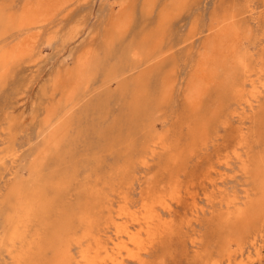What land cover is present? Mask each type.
<instances>
[{
  "label": "rangeland",
  "instance_id": "rangeland-1",
  "mask_svg": "<svg viewBox=\"0 0 264 264\" xmlns=\"http://www.w3.org/2000/svg\"><path fill=\"white\" fill-rule=\"evenodd\" d=\"M35 1L0 0V264H77L144 202L168 226L143 236L144 264H264V92L245 103L264 66V0H58L20 27ZM224 28L250 77L216 70L191 96ZM245 204L247 224L231 215Z\"/></svg>",
  "mask_w": 264,
  "mask_h": 264
},
{
  "label": "bare ground",
  "instance_id": "bare-ground-1",
  "mask_svg": "<svg viewBox=\"0 0 264 264\" xmlns=\"http://www.w3.org/2000/svg\"><path fill=\"white\" fill-rule=\"evenodd\" d=\"M58 0H37L36 2V5H35V8L34 10H25L23 8L24 11V14H21L23 15L21 21L19 22V26L20 27H24V26H29V25H32V24H35L38 22V18L40 15H43L44 12L48 11L50 8H55L58 6V2H56ZM149 1V0H148ZM175 2V0H173ZM31 1H29L28 3H30ZM62 2V1H61ZM180 2V0H179ZM33 3V2H32ZM150 3V2H149ZM173 3V2H172ZM181 3V2H180ZM175 5V4H173ZM177 5V4H176ZM175 5V6H176ZM24 6H27V4ZM23 6V7H24ZM174 7V6H173ZM31 8V6L29 7ZM51 9V10H52ZM39 11V12H38ZM23 12V11H22ZM8 14V13H7ZM47 14V13H46ZM232 14V13H231ZM45 15V14H44ZM51 15V14H50ZM11 16V14H10ZM47 16V15H46ZM49 16V15H48ZM122 16V15H121ZM45 17V16H44ZM43 17V18H44ZM125 17V16H124ZM118 18V17H117ZM228 18V17H227ZM226 18V19H227ZM20 19V18H19ZM47 19H50V18H47ZM124 19V18H123ZM230 19V18H229ZM228 20H224V22H227L228 23ZM44 21V20H43ZM43 21L41 20V22L43 23ZM18 22V21H17ZM45 22V21H44ZM115 22V21H114ZM3 23V22H2ZM125 23V21H124ZM232 23V22H231ZM236 23V22H235ZM17 24V23H16ZM238 24V23H237ZM125 25V24H124ZM33 26V25H32ZM123 26V23L120 22V21H116L114 24H113V27H115L117 30L118 28L121 29ZM126 26V25H125ZM228 24L224 25L223 27H227ZM238 26V25H237ZM236 26V27H237ZM34 27V26H33ZM15 28V27H14ZM114 28V29H115ZM17 29V28H16ZM239 29V27H238ZM22 31V30H21ZM238 31V30H237ZM109 33V32H108ZM22 34V33H21ZM24 34V33H23ZM29 34V33H27ZM102 34V33H101ZM32 35V34H30ZM111 35V34H110ZM148 35V34H147ZM146 35V36H147ZM150 35V33H149ZM234 35V31L233 29H229V28H224L222 30V34L220 36H218V44L216 46V48H213V51L212 52H208L207 54H205L202 58V61H201V64H200V67L199 69L201 70V75L196 78L193 82V85L190 89V95L191 96H197L200 91L202 90L203 88V85L204 83L206 82V79L208 76H210L211 74H214V72L217 70H220V69H226V74H232L234 73V71L236 70V67H239L238 69L241 71L243 77H241L243 80L242 82H245L247 79H249L250 77V69L248 68V65H247V62L244 58L243 55L241 54H238L236 51H234V45L232 44V42L234 40H232V36ZM20 36V35H18ZM108 36V34H107ZM23 37V36H22ZM25 37V36H24ZM24 37H23V41L24 40ZM29 37V36H28ZM31 37V36H30ZM35 37V36H34ZM109 37V36H108ZM105 38V37H104ZM235 39V38H234ZM21 40V41H22ZM111 40H114V38L111 37ZM237 40V38H236ZM239 40V39H238ZM34 41V40H33ZM20 42V41H19ZM113 42V41H112ZM144 42V41H143ZM148 43V42H147ZM27 44V43H26ZM30 44V43H29ZM111 44V42H110ZM110 44H107L108 46ZM140 44V43H139ZM144 44V43H143ZM17 45V44H16ZM18 45H21L20 43ZM22 45H24V43L22 42ZM137 45V44H136ZM28 46V45H26ZM34 46V45H32ZM135 46V45H134ZM13 47V46H12ZM11 47V48H12ZM15 47V46H14ZM20 47V46H19ZM102 47V46H101ZM111 47V46H110ZM139 47L141 48V46H135L134 47V51L136 50V48ZM88 48V47H87ZM129 48V47H128ZM32 49V48H31ZM84 48H82V51H83ZM110 49V48H108ZM112 49V48H111ZM132 49V47H131ZM25 50V49H24ZM28 50V48H27ZM81 50V49H80ZM79 50V51H80ZM87 50V49H86ZM138 50V49H137ZM232 50V51H231ZM17 51H20L19 48ZM89 51V50H88ZM91 51V49H90ZM89 51V53H90ZM11 52V51H10ZM21 52V51H20ZM23 52V51H22ZM31 52V51H30ZM133 52V51H132ZM151 52V51H149ZM234 54H233V53ZM13 53V52H12ZM29 53V52H28ZM88 53V55H89ZM92 53V52H91ZM140 53V52H138ZM11 54V53H10ZM17 54V53H16ZM16 54L14 56H16ZM24 54V52H23ZM30 54V53H29ZM106 54V52H105ZM136 54V52H135ZM230 55V59H228V55ZM93 55H95L93 53ZM13 56V57H14ZM88 57V56H87ZM6 58V57H4ZM89 58V57H88ZM87 58V59H88ZM95 58V56H94ZM1 59V58H0ZM131 59V58H130ZM134 59V58H133ZM19 60V59H18ZM81 60V59H80ZM79 60V61H80ZM88 60H91L90 58ZM77 60V62H79ZM145 61V60H144ZM76 62V63H77ZM92 62V61H90ZM93 63V62H92ZM79 64V63H78ZM82 64V63H81ZM89 64V62H88ZM91 64V63H90ZM94 65L96 64V62L93 63ZM158 64V63H157ZM75 65V64H74ZM92 65V64H91ZM114 65V64H112ZM94 67V66H93ZM110 67V66H109ZM114 67V66H113ZM259 67V66H258ZM6 68V67H5ZM90 68V67H89ZM3 69V68H2ZM67 69V68H66ZM74 69V68H73ZM198 69V70H199ZM85 71L86 70V67L84 68ZM146 70V69H145ZM3 71V70H2ZM74 71H76V65H75V69ZM110 71V70H109ZM216 71V72H217ZM79 72H81L79 69L77 71V73H75L76 75L79 74ZM92 72V71H91ZM117 72V71H116ZM145 72V71H144ZM70 73V72H69ZM73 73V71H72ZM73 73V74H74ZM236 73V72H235ZM72 75V74H71ZM75 75V76H76ZM120 75V74H119ZM125 75V74H124ZM258 75V76H257ZM257 77H258V81H257V85H254L253 84V87L251 86V92H250V95L248 96L249 98L247 100H245V103H246V106L249 107V110L253 108V105L254 104L253 102H256L258 96L264 92V66L260 67L258 72H257ZM63 77V76H62ZM68 77V76H67ZM105 77V75L103 76ZM59 78V77H58ZM69 78V77H68ZM119 78V77H118ZM115 79V78H114ZM251 79V78H250ZM256 79V78H255ZM70 80V79H69ZM81 80V77L79 76L78 78H76V82L75 84L72 86V89L75 90L77 85L79 84ZM120 80V79H119ZM127 80V79H126ZM252 80V79H251ZM250 80V81H251ZM121 81V80H120ZM139 81V80H138ZM68 82V80H67ZM87 82V81H86ZM107 82V81H106ZM125 82V81H124ZM123 82V83H124ZM62 83V81H61ZM66 83V82H65ZM70 83V82H69ZM68 83V84H69ZM121 83V82H120ZM133 83H135L133 81ZM144 82H142V85H143ZM252 83V82H251ZM66 83V85H68ZM118 84V83H117ZM137 84V83H135ZM139 84V83H138ZM234 85V82L232 83ZM85 86V85H84ZM146 86V85H145ZM236 86H240V85H236ZM82 87V86H81ZM136 87V86H135ZM142 87V86H141ZM106 88V87H105ZM117 88V87H116ZM129 88V87H128ZM145 88V87H144ZM143 88V90H144ZM231 88V87H230ZM239 88V87H238ZM241 88V87H240ZM71 89V91H72ZM102 89V88H101ZM122 89V88H121ZM140 89V88H139ZM84 90V89H83ZM126 90V89H124ZM65 91V90H64ZM70 91V94L72 93ZM114 91V90H113ZM132 91V90H131ZM233 93H234V96L236 98V96H241V90L240 89H233L232 90ZM135 92V91H134ZM141 92H142V89H141ZM145 92V91H144ZM100 93V92H99ZM127 93V92H126ZM136 93V92H135ZM134 94V93H133ZM132 94V96H134ZM147 94V93H146ZM138 95V94H137ZM140 95V94H139ZM142 96V95H141ZM68 98V97H67ZM135 98V97H134ZM139 98V97H138ZM143 98V97H142ZM146 98V97H145ZM144 98V99H145ZM242 98V97H240ZM245 98V97H244ZM238 99V98H237ZM69 100V99H68ZM134 100V99H133ZM141 100V99H140ZM143 100V99H142ZM135 101V100H134ZM137 103V102H136ZM142 104V103H141ZM144 104V103H143ZM244 104V103H243ZM134 106V104H133ZM140 106V105H139ZM136 109V108H135ZM161 109V108H160ZM51 110V109H50ZM136 111V110H134ZM243 111V110H242ZM139 113V112H138ZM51 114V113H50ZM52 115V114H51ZM48 121V120H46ZM58 122V121H57ZM54 123V122H53ZM67 125V123H66ZM51 126V125H50ZM63 126V125H61ZM59 126V127H61ZM64 127H65V123H64ZM60 129H63L60 128ZM51 131V130H50ZM61 133V132H60ZM164 135V134H163ZM244 136V135H243ZM240 137H242L240 135ZM53 138V136H52ZM51 140V139H50ZM49 140V141H50ZM161 142V141H160ZM163 143V141H162ZM163 146V145H162ZM264 150V149H263ZM262 150V152H263ZM261 154V153H260ZM237 158H239V154H236ZM241 158V157H240ZM258 158V157H257ZM257 161V160H256ZM258 164L254 166V170H256V172H252L254 173L255 175L256 174H260L262 175V180H261V186H262V190L261 192H263V196H264V154L261 155L260 159L257 161ZM255 163V162H254ZM228 164V163H227ZM253 166V165H252ZM248 166L245 165V163L243 164V168L246 169ZM222 176V175H221ZM256 178V177H255ZM221 179V178H220ZM257 179V178H256ZM260 179V177H259ZM219 180V179H218ZM257 182V181H256ZM259 182V181H258ZM257 182V183H258ZM215 185V184H214ZM259 186V184H258ZM258 188V187H257ZM259 189V188H258ZM260 192V193H261ZM9 194V193H8ZM39 194V193H38ZM11 195V194H10ZM260 195V194H259ZM17 198V197H16ZM224 198V197H223ZM18 200V199H17ZM231 200V199H230ZM237 200V199H236ZM225 201H226V198H225ZM152 202V201H151ZM250 202V201H249ZM260 202V201H258ZM257 203V202H256ZM254 204L253 206L257 205V204ZM225 204V203H224ZM232 204V203H231ZM260 204V203H259ZM230 205V203H229ZM246 205V204H245ZM263 205V204H262ZM159 206V204H158ZM163 208H168L167 204L166 205H162ZM223 206V205H222ZM226 206V205H225ZM228 206V205H227ZM239 206V205H237ZM236 206V209L234 210V212L231 214L232 216L234 215L238 221H242L243 224L245 223V221L248 222L249 220V207H237ZM191 207L193 208L192 210V218L193 219H196L198 213L202 212L203 210L202 209H199L198 206H196L195 202L192 201L191 203ZM234 207V205L232 206ZM231 207V208H232ZM229 208V209H231ZM253 208V207H252ZM170 210V209H169ZM228 210V209H226ZM255 210V209H254ZM109 211V210H108ZM166 211V210H165ZM258 211V209L256 210ZM138 212V211H137ZM255 212V211H254ZM230 213V212H229ZM229 213H226L227 215H229ZM253 214V213H252ZM255 214V213H254ZM253 214V215H254ZM93 215V214H92ZM137 214H135L134 212H131L129 209H126V210H123V208L121 210L118 211L117 213V219L119 220H113L112 221V224L114 226V233L112 234V237H107V240H104V241H101V238H96L93 240V244H90L86 247H83L80 252H79V255H78V258H77V264H126V262H133L135 264H144L145 262L143 261L142 257L140 256L139 253H137V250L139 251V249L142 248L143 246V236L145 235L146 237H150V236H153V235H159L162 236L163 234L166 235L167 231H168V226H167V222L165 221H162L159 214H157L153 208V206L151 204H147V203H142L141 206H140V209H139V213H138V216H136ZM256 215V214H255ZM230 216V215H229ZM251 216V215H250ZM22 217V216H21ZM232 218V217H231ZM12 219V218H11ZM125 219V220H123ZM127 219L131 220V221H134L136 222V226L134 225H128L127 223ZM233 220V218H232ZM250 221V220H249ZM15 222V221H14ZM247 222L245 224H247ZM22 223V222H21ZM232 223V222H231ZM130 224V223H129ZM132 224V223H131ZM233 224V223H232ZM250 225V224H249ZM244 226V225H243ZM234 227V225H233ZM242 226H240L241 228ZM16 228V227H15ZM112 228V227H111ZM102 231V230H101ZM99 232V231H98ZM74 235V234H73ZM16 230L12 231V234L10 236V241H13L16 239ZM89 237V235H88ZM93 239V238H92ZM147 239V238H145ZM152 239V238H151ZM147 243V242H146ZM147 249V247H146ZM142 251V250H141ZM254 251H255V254L258 255V249L257 247L255 246L254 247ZM68 253H69V249L68 247H62V249L60 250V253H59V260L61 261H64L67 256H68ZM239 263V262H238ZM246 262L244 261H241L240 264H245ZM147 264V263H146Z\"/></svg>",
  "mask_w": 264,
  "mask_h": 264
}]
</instances>
